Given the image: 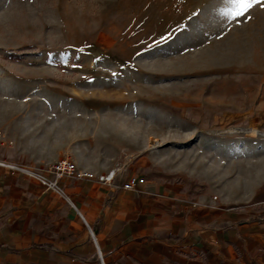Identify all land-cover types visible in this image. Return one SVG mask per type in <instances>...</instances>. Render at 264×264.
I'll return each mask as SVG.
<instances>
[{
  "label": "rangeland",
  "instance_id": "374dc122",
  "mask_svg": "<svg viewBox=\"0 0 264 264\" xmlns=\"http://www.w3.org/2000/svg\"><path fill=\"white\" fill-rule=\"evenodd\" d=\"M234 10L0 0V124L67 138L52 152L70 159L143 154L160 180L253 203L264 196V6Z\"/></svg>",
  "mask_w": 264,
  "mask_h": 264
},
{
  "label": "crops",
  "instance_id": "0c3cea01",
  "mask_svg": "<svg viewBox=\"0 0 264 264\" xmlns=\"http://www.w3.org/2000/svg\"><path fill=\"white\" fill-rule=\"evenodd\" d=\"M26 124H0V264H264V196L232 208L223 195L154 177L149 157L126 153L71 159L95 176L112 171L110 183L62 179L47 189L11 167L51 180L49 166L70 158L67 147L52 150L71 141L34 137ZM132 177L144 183L124 191Z\"/></svg>",
  "mask_w": 264,
  "mask_h": 264
},
{
  "label": "built area",
  "instance_id": "2783aa9c",
  "mask_svg": "<svg viewBox=\"0 0 264 264\" xmlns=\"http://www.w3.org/2000/svg\"><path fill=\"white\" fill-rule=\"evenodd\" d=\"M4 143L2 133L0 132V146ZM22 173L27 181L36 178L39 183L51 190L57 189V182L62 179H74V180H97L102 183H110L113 179V172L110 171L103 175L95 176L91 171L79 168L74 161L68 157H63L49 166V173L51 174V180H47L42 176L34 175L33 173L18 167H11ZM144 179L142 177H132L127 183L122 186L124 191H132L138 184H143Z\"/></svg>",
  "mask_w": 264,
  "mask_h": 264
},
{
  "label": "snow or ice",
  "instance_id": "6c2138e0",
  "mask_svg": "<svg viewBox=\"0 0 264 264\" xmlns=\"http://www.w3.org/2000/svg\"><path fill=\"white\" fill-rule=\"evenodd\" d=\"M231 3L234 5V11L228 13L234 17L242 16L253 7L255 3H260L264 6V0H231Z\"/></svg>",
  "mask_w": 264,
  "mask_h": 264
}]
</instances>
